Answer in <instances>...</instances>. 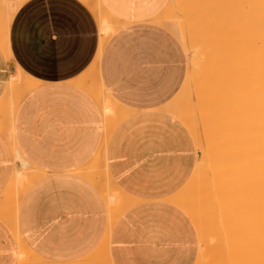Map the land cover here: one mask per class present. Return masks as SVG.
<instances>
[{"label":"crops","instance_id":"crops-1","mask_svg":"<svg viewBox=\"0 0 264 264\" xmlns=\"http://www.w3.org/2000/svg\"><path fill=\"white\" fill-rule=\"evenodd\" d=\"M12 1L0 0V14ZM96 1L28 0L10 25L12 58L0 46V264L27 263V249L34 264H101L109 184L138 200L113 229V264H196L195 223L166 201L182 192L199 159L190 131L165 110L188 67L180 30L161 25L171 0H100L127 25L107 32L92 70L101 36ZM22 75L40 88L11 97ZM122 107L133 113L114 126ZM19 177L21 189L12 185Z\"/></svg>","mask_w":264,"mask_h":264},{"label":"bare ground","instance_id":"bare-ground-1","mask_svg":"<svg viewBox=\"0 0 264 264\" xmlns=\"http://www.w3.org/2000/svg\"><path fill=\"white\" fill-rule=\"evenodd\" d=\"M27 1L28 0L12 1L9 11H7L5 7V9H2L1 7L0 46L11 56V58L13 54L9 47L10 25L16 17L18 9H20V7ZM186 1L187 0H179V2H177L175 13L171 11L172 15L168 21L169 25L165 24L167 21L166 19H169V15L167 16L168 18L166 17L167 11L165 12V22L162 23L161 20L160 22L162 23L161 25L169 27L170 30L175 29L176 32H179L178 30H180V38L185 46L186 52H195L193 59L187 67L185 83H192L194 81L198 85L196 86L194 84L195 88H197L195 90L192 89V91L189 90L191 84L187 87L188 90L186 91H182V88L175 99L165 107V110L173 113V117L182 120V123L191 132L193 136L192 138L195 139L200 149L203 151V165L199 167L197 173L192 176L193 178L183 188L181 193L167 199L166 201L176 205L191 217L200 231L199 235H201L202 243L205 248L201 253L199 262L197 261L198 263L196 262V264H264V0H227V4L224 7L225 10L219 9V7L223 6L219 4L220 2H218V7V4L216 3L217 5H214V8L217 7L220 13L223 12V14L226 15L225 17L222 14L223 17H230L231 19L233 18L234 13L240 12L242 16H238L239 14H237V16L242 17L241 19L246 22V24L249 22V27H252L249 28L242 23L243 21H239L241 20L240 18L236 21L237 18L234 16L233 22L230 23L229 21V23L232 24L236 21L239 22L236 23L238 25L234 23L236 26L233 24L235 27L230 29L227 25L228 23L225 22L227 20L223 19L224 23H226V26L222 25L225 30L223 28V32L221 30L222 27H217L216 29L218 32H216L218 34L215 32V29H213L218 26L217 24L216 26H214V24V27L211 26L212 23L208 25L210 21L213 22L214 18H211V14L213 15L214 12H209V15L207 11L214 10V8L211 7L210 10H207L209 8L206 5H213V3L210 2L212 0ZM84 2H87V0H84ZM222 2L225 3L224 0ZM96 4L97 5H94L96 8L93 11L98 20L101 36L96 55L91 64L92 70L100 61L104 52L107 42V32L117 31L122 25V22L119 24L117 23V15L108 10L102 2H97ZM201 7L204 9L206 8V11L202 10L200 13L202 14V12H204V15L207 16L208 14L211 18L207 20V25L210 26V28L212 27L211 29L214 30V35L217 34L215 36L218 37V35L221 34V40L225 31L226 33H229L228 35L225 34L227 35L225 36V38L227 37L225 42L230 45L233 42L232 45L235 46L237 52L231 48L228 55L223 54V56L225 55L224 59L221 58L222 55L219 57V53L222 54L223 52L219 50L220 47L216 48V46L214 47L216 51L214 50V53H212L213 50H211L212 48L210 47H213L212 44L217 38H213L215 41L213 40V43H211L212 36L211 33L209 34L211 29L209 31V27L206 25V22L203 21L205 20L203 14V18L201 20L199 19L200 25H197L198 22L195 21L198 20L196 19V16L194 20L192 18L195 13H193L192 16L190 15L191 11L195 12L194 8L201 10ZM5 10L7 12H5ZM217 12L218 11H216V13ZM187 15L188 18L192 19H186ZM217 16L218 15L216 14L215 18H218ZM220 16L221 15H219V19L222 17ZM162 17L160 18L164 19V13L162 14ZM157 21L158 19L154 22L159 24ZM218 21L220 22V20ZM240 22L242 23L241 26H239ZM123 25H127V23H124ZM243 26H246V28ZM226 27L229 28V32ZM219 31L223 34H219ZM238 39L242 40V44L244 42L245 45L243 48L234 45L236 41L239 42ZM196 40L203 45H196V43H198ZM200 40H204L205 43ZM192 42L193 45H191ZM216 43L217 42H215V44ZM218 44L220 43L218 42ZM194 45L198 48L195 46L196 48L193 49ZM230 45H228V48ZM240 48L242 54L239 53ZM226 49L224 53L227 54ZM232 50L235 53H232ZM217 51L220 52L217 53ZM211 53L215 56L218 54V56L215 57L214 60L211 59L210 61L209 59V63L208 61H204L208 58V54L211 55ZM229 55L230 58L228 57ZM204 56L207 57L203 60L202 58ZM212 57L214 58V56ZM201 61L206 62V64L201 65ZM196 63H198L199 66L201 65V67H196L195 69L193 65H196ZM242 64L245 66L244 70H241ZM17 74L19 76V73ZM211 83H213L212 87L215 86L212 89L213 91H210V89L207 88L208 85L212 88L210 86ZM255 83H257V86ZM13 85L14 84L12 83L11 86ZM15 85L17 90H12L11 97L24 95L25 92L33 91L34 89H37L40 84L31 80L29 77L22 75V77L17 78ZM194 85L192 88H194ZM221 85H223V87ZM224 86L227 87L224 88ZM177 102H183V104L186 102L188 103L187 105L194 103V105L192 104L193 106L191 105V107L188 108L189 106L185 103V106H187L186 109L188 108V110L183 109L184 111H180V113L176 110L171 112V105H178ZM180 109H182V107ZM110 110L109 107V114L113 109ZM132 111L133 110L128 107H122L119 111L120 114L118 113L120 117L118 116V118L116 116V118H118L117 121L115 117H113L116 123L114 126L119 125L127 116L133 113ZM3 119L1 120L2 122H0V125H4ZM113 123L109 124V128H106V131L112 128ZM3 125L1 127H3ZM110 131L111 129L109 132ZM230 136L231 138L234 137V140L229 138ZM105 168L108 176V166ZM84 169L85 167L81 166L76 170V174L83 175ZM28 175H30L29 172ZM28 175H26V177ZM20 177L17 182L15 181L16 184L12 185L21 189L23 181L20 180ZM26 181H29V179ZM31 182L27 185H30ZM13 186H11L12 189ZM107 187L110 218L107 235L102 246L107 254L101 264H113L112 256L108 254V252L110 253L111 251L108 250L113 229L120 216L138 202V200H135L134 198H128V194L118 186H110L109 184ZM17 188L14 189L17 191ZM10 195L11 194L9 193V198ZM12 199L16 200L15 197ZM18 199L19 202H15L17 206L14 202L10 204V213L8 212V216L10 214V216L13 217L12 219H16L18 215L17 211H19L20 208V198L18 197ZM14 209L16 210L13 212L12 210ZM18 229L19 228H16V234L19 232ZM19 239L21 246L24 248L23 250H25L26 248L22 244L23 242H21V238ZM25 251L28 252L27 255L31 257L30 259L27 255L25 256L28 259L27 263H36L34 262V259L37 255L28 249ZM22 260L24 261L25 259H20L21 264H27Z\"/></svg>","mask_w":264,"mask_h":264},{"label":"rangeland","instance_id":"rangeland-1","mask_svg":"<svg viewBox=\"0 0 264 264\" xmlns=\"http://www.w3.org/2000/svg\"><path fill=\"white\" fill-rule=\"evenodd\" d=\"M180 1H182V0H180ZM184 1H185V0H184ZM188 1H190V0H187L186 2H188ZM222 1H223V0H217V2H216V0H212V1H210L211 3H213V5H212V4L209 5L210 7H209L208 5H206V6L209 8V9H207V10H210L211 7L214 8V7H215L214 5H217L218 2H220V3H219L220 5H223V6L219 7V9L223 10L224 7H225V5L227 4V2H226L227 0H224L225 3H223ZM97 2H101V1H100V0H97ZM97 2H96V3H97ZM177 2H179V0H176V2H175V0H171V4H170L169 8L167 9V15H166V17H167L168 15H169L168 17H171V15H172V14H171V13H172L171 11H173V12L175 13L176 6H177ZM96 3H95V5H97ZM216 3H217V4H216ZM219 4L217 5V7L219 6ZM203 7H205V6H203ZM203 7L200 8L201 10H197L198 7H197V9L194 8V11H195V12L191 11V12H190V13H191L190 15L192 16L193 13H195V14H194V17H192V18H193V20H194V19H195V16H196V19H198V20H195V21L198 22L197 25H200V24H199V23H200L199 21L203 18V16H204V19H205V20H203V21L206 22V25H207V20H208V19H211V18L213 19V18H214V19H213V22H211V21L209 20V21H210V23H209V21H208V23H209L208 25H210V24L212 23L211 26H213L214 24H215L214 26H216V24H217L218 26H216V27L213 26V27H214L213 29H215V32H216V31L218 32V30L216 29L217 27H222V29H221V28H219V29H221V30L224 32L225 28H224L223 26H226V23H224V20H227V21H225V22H227V23H228L227 25L230 27V29H232V28H234L236 25H238V24H236V23H239V22H236V21H238L239 18H240V19L242 18V17H238V16L241 15L240 12H239V13L236 12V13L233 14V15L237 18V20L234 19V20H236V21L234 22L236 25H235L234 23L230 24L231 22H233V18H234V16H233V18H231V19H230V17H229V18H225L226 15H224L223 12L220 13V12H219V9H217V7L214 8V10L212 9V10H210V11H207V13H208L209 15H210L211 12H214L213 15H215V16H213V15L211 14L212 17L210 18V16H209L208 14H207V16L204 15V12H202V14H203V16H202V14L200 13V11H202V10H203V11H206V8L204 9ZM95 8H96V6H94L92 9L95 10ZM192 10H193V9H192ZM215 10L218 11V12L216 13ZM224 10H225V9H224ZM241 10H242V9H241ZM241 10H240V11H241ZM196 11H197V13H200V14H197ZM209 12H210V13H209ZM168 13H169V14H168ZM205 14H206V12H205ZM216 14L218 15V16H217L218 18H215V17H216ZM222 14H223V16H225V17H223ZM235 14H236V15H235ZM237 14H239V15L237 16ZM242 14H243V12H242ZM199 15H201V16H199ZM219 15L222 16V17L220 16L222 20L219 19ZM241 16H242V15H241ZM168 17H167V18H168ZM206 17H207V18H206ZM243 17H244V16H243ZM192 18H191V19H192ZM186 19H190V18H188V15H187ZM191 19H190V20H191ZM199 19H200V20H199ZM215 19L220 20V22H219L218 20H215ZM223 19H224V20H223ZM228 19H230V20H228ZM193 20H192V22H193ZM231 20H232V21H231ZM229 21H230V23H229ZM239 21L242 22L243 20L241 19V20H239ZM188 22H189V21H188ZM214 22H216V23H214ZM218 22H219V24H218ZM241 22H240L239 26H241L242 23H244V24L247 25L248 27L250 26V25H248L249 22H248L247 24H246V22H244V21H243L242 23H241ZM195 23H196V22H195ZM221 23H222V24H221ZM233 24H234L235 26H233ZM204 25H205V24H204ZM208 25H207V26H208ZM222 25H223V26H222ZM207 26H206V27H207ZM228 26H227V27H228ZM231 26H233V27H231ZM208 27H209V31H210V29H211L212 27H211V28H210V26H208ZM227 27H226V29H227V31L229 32V28H227ZM243 27H244V26H243ZM223 28H224V30H223ZM244 28H246V26H245ZM249 28H252V27H249ZM213 29H211L210 32L208 31L209 34L211 33V36H212L211 43H213V40H214L215 37H216L215 35L218 34V33L216 32L217 34L214 35V30H213ZM237 29H238V28H237ZM249 30H251V29H249ZM212 31H213V32H212ZM220 33H222V32L219 31V34H220ZM209 34H208V35H209ZM222 34H223V33H222ZM225 34L228 35L229 33H226V31H225V33L223 34V38H221V40H220V36H222V35H221V34L218 35V37H216V38H217V39L219 38V39H218V40L215 39L216 41L214 40V41L217 42V43L215 44V42H214V43L212 44L213 47H210V48H212L211 50H213L212 53H214V50L216 51V49H215L214 47H216V46H217L216 48H219V47H220L221 49L219 48V50H221L223 53H222V54L219 53V57L222 55L221 58H224V59H225V55H228V54H229V51H231V48H232L233 50H235V52H237V50L235 49V46L232 45L233 42L231 43L232 46H231L230 44H228V43L225 42V41H226V38H227V37L225 38V36H227V35H225ZM213 38H214V39H213ZM224 39H225V40H224ZM222 40H223L224 42H223ZM196 41H197V40H196ZM200 41L204 42V40H200ZM235 41H236V40H235ZM235 41H234V42H235ZM238 41H239V42L236 41V42L234 43V45L243 48L244 45H245L244 42H243V44H242V40H241V39H238ZM240 41H241V42H240ZM193 42H195V41H193ZM193 42H192L191 45H193ZM197 42H198V43H196V45L199 44L198 46H200V45L202 44V43L200 44L199 41H197ZM218 42H219L220 44H218ZM222 42H223V43H222ZM204 43H205V42H204ZM224 43H226V44H224ZM238 43H239L240 45H239ZM209 44H210V43H209ZM217 44H218L219 46H218ZM196 45L193 46V47H194L193 49H195V48L197 47ZM202 45H203V44H202ZM224 45H225L226 47H225ZM228 45H230L229 48H228ZM195 46H196V47H195ZM222 46H223V48H222ZM190 48H191V47H190ZM197 48H198V47H197ZM226 48H227V49H226ZM222 49H224V50H222ZM225 49H226L227 54L224 53ZM229 49H230V50H229ZM233 50H232V53L234 52ZM239 51H240L239 53L242 54V53H241V52H242V51H241V48L239 49ZM218 52H220V51H217V53H218ZM235 52H234V53H235ZM194 53H195V52H193V51H191V52H187V54H188V64H189L190 61L193 59ZM212 53H211V55L208 54V55H209L208 58H206L207 56H206V57L204 56L202 59L204 60V58H206L207 60L205 59L204 61H206V62L208 61V63H209V59H210V61H211V59L214 60L215 57L218 56V54H217V56H215V55H212ZM223 54H225V55L223 56ZM240 54H238V55H240ZM212 56H214V58H213ZM235 56H236V54H235ZM209 57H210V58H209ZM228 57L230 58V55H229ZM202 59H201V60H202ZM226 59H227V58H226ZM203 60H202V61H203ZM202 61H201V62H202ZM206 62H202V63L198 62V63H200L201 65H202V64L205 65ZM198 63H196V65H193V67H194L195 69H196V67H201V65L199 66ZM208 63H207V64H208ZM242 65H243L244 68L242 67ZM242 65H241V70H244V69H245V66H244V64H242ZM191 82H192V81H191ZM193 82H194V81H193ZM193 82H192V83H193ZM188 83H189V84H188ZM192 83H190V82H187V84L185 83L184 86H183V90H182V91H184V90H185V91L188 90L187 87H189L190 84H191V88L189 87V90H191V91H192V89L195 90V89L197 88V87L195 88V85L197 86L198 84H197L196 82H194L193 85H194V84H195V85H194V88H192V87H193ZM212 84H213V83L210 84L211 87H212ZM255 85L257 86V83H255ZM213 86H214V85H213ZM221 86L223 87V85H221ZM214 87H215V86H214ZM214 87L210 88L209 85H208L207 88L210 89V91H213L212 89H213ZM225 87H227V86H224V88H225ZM186 88H187V89H186ZM205 88H206V87H205ZM194 90H193V92H194ZM177 103H178V105H177V104H173V105H171V106H172V107H171V110H172L171 112H174V111L176 110L177 112L180 113V111L188 110V108H190L192 104L194 105V103H192L191 105H190V104L187 105L188 103L185 102L186 105L189 106V107L186 109L187 106H185V103L183 104V102H180L182 105H181L179 102H177ZM179 104H180V105H179ZM174 105H175V106H174ZM193 105H192V106H193ZM180 106L182 107V109H180V108H181ZM192 108H194V107H192ZM177 109H178V110H177ZM183 109H184V110H183ZM194 109H195V108H194ZM169 113H170V112H169ZM170 114L173 116V113H170ZM178 120H180V119H178ZM180 121L182 122V120H180ZM187 129H188V128H187ZM190 133H191V132H190ZM191 135H192V134H191ZM229 138H231V136H230ZM231 139L234 140V137H232ZM194 140H195V139H194ZM230 141H231V140H230ZM195 143H196V146H197V149H198V152H199V159H198V162H197V165H196V169H195V171H194V173H193L192 176H194V174L197 173L199 167H201V165H203V151H202V149H200V147H199V145H198V143H197L196 141H195ZM199 163H200V164H199ZM199 165H200V166H199ZM192 178H193V177L190 178V180L188 181V183L191 181ZM188 183H187V184H188ZM190 218H191V217H190ZM191 219H192V218H191ZM192 220H193V219H192ZM193 222L195 223L194 220H193ZM195 226H196V223H195ZM196 228H197V226H196ZM197 230H198V228H197ZM198 233L200 234V231H199V230H198ZM199 236H200V240H201L202 248H201L200 254H199L198 259H197L198 262H199V259H200V256H201V253L203 252V250H204V248H205V247H204V244L202 243L201 235H199ZM197 261H196V262H197ZM198 262H197V263H198Z\"/></svg>","mask_w":264,"mask_h":264}]
</instances>
